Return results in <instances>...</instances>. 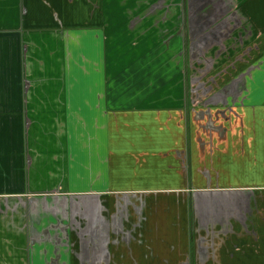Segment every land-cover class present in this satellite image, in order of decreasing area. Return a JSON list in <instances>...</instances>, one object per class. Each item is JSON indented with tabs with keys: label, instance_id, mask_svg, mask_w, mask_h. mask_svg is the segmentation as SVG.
<instances>
[{
	"label": "crops",
	"instance_id": "1",
	"mask_svg": "<svg viewBox=\"0 0 264 264\" xmlns=\"http://www.w3.org/2000/svg\"><path fill=\"white\" fill-rule=\"evenodd\" d=\"M234 1L0 0V264H264V0ZM156 30L177 72L137 64Z\"/></svg>",
	"mask_w": 264,
	"mask_h": 264
},
{
	"label": "rangeland",
	"instance_id": "2",
	"mask_svg": "<svg viewBox=\"0 0 264 264\" xmlns=\"http://www.w3.org/2000/svg\"><path fill=\"white\" fill-rule=\"evenodd\" d=\"M185 1V6H186V0ZM218 1V0H216ZM221 1V0H220ZM228 6H233V4H235L234 0H224ZM183 2V0H176L175 5H181V3ZM137 2H134V4H136ZM227 17V16H226ZM225 19V18H224ZM173 25L176 24L175 21H172ZM168 26L170 27V23L168 24ZM184 36L186 37V30H184ZM180 31H177L178 34V40H174L172 45H169V40H170V36L167 38L162 37L159 34L157 36V30L156 31H152L151 35L147 37V40L144 39L143 44H142V49H144V53H143V57L138 59V63L139 65H141V67H149L150 65V69H153V71L155 69L161 70V72H165V71H170V72H177L178 68L176 67V65H180V63H178V61L180 60L181 56L178 55L179 53L183 50L184 51V45H183V40H181V34H179ZM131 37L127 36L128 38H130L125 45H123V42L120 44L119 47H115L114 49H119L120 53H127V54H131V53H138L140 46L135 47L134 42L138 40L139 37H142L141 34V30L136 31L135 33H133L132 31H130ZM154 38L153 43L151 41V39ZM158 41V42H157ZM170 46V47H169ZM121 48V49H120ZM186 49V47H185ZM177 50V51H176ZM118 51V52H119ZM139 55V53H138ZM168 60V61H167ZM193 70L195 69L194 67L192 68ZM208 68H206L205 70H207ZM155 72H152V78L148 80L147 86L149 88H151L152 86V90H155L156 87H171L173 85H175V81L172 82L171 78L168 77L167 79H158L156 78L153 74ZM198 73V72H197ZM196 73V74H197ZM186 75H188V72L186 73ZM190 74L188 75L190 77ZM208 77V76H207ZM215 78V77H212ZM163 80H165V82H163ZM194 84L197 83V79L194 78ZM177 81V80H176ZM191 79L186 77V84H191ZM128 85H132V83H121L120 86H128ZM151 90V89H150ZM62 177V179L67 178V175H60ZM60 176L55 177L52 176V179L58 180V178H60ZM61 182V181H60ZM60 191L55 190L53 193H58Z\"/></svg>",
	"mask_w": 264,
	"mask_h": 264
}]
</instances>
